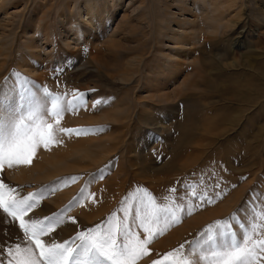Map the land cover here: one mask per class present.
Instances as JSON below:
<instances>
[{
  "label": "rangeland",
  "instance_id": "374dc122",
  "mask_svg": "<svg viewBox=\"0 0 264 264\" xmlns=\"http://www.w3.org/2000/svg\"><path fill=\"white\" fill-rule=\"evenodd\" d=\"M84 1L0 0V89L16 93L32 88L42 95L46 87L53 93L67 94L69 99L78 90L87 94L86 108L65 113L60 127L104 129L79 137L60 135L63 143L44 150L41 158L51 161H57L65 150L64 169L70 162L67 166L74 165V170L52 171L51 176L48 172L53 167L39 159L42 175L33 174L29 180L27 174L21 183L13 179L19 166L0 170V179L21 196L45 194L30 213L38 219L68 206L90 174L104 169V179H97L89 189L97 202L89 198L73 206L65 216L75 217L77 222L65 219L45 242L62 243L80 231L107 227L113 213L111 223L115 228L123 219L122 206L133 203L129 200L123 204L125 197L139 194L140 188H146L164 204L171 202L169 189L173 187L177 195H183L184 184L203 190V181L212 192L211 185L219 181L223 198L193 208L192 214L183 216L148 246L151 255L138 264L161 259L233 214L246 226L248 236L259 243V233L264 230V108L258 109V104L249 108L239 100L223 99L207 91L204 85L209 80L223 89L227 84L216 79L214 73L201 78L200 71L211 66L199 67L196 60L201 56L206 62L212 59L219 71L224 64L226 73L246 71L239 65L246 56L260 59L256 64L264 60V44L250 52L260 45L256 37L259 27L253 19L264 23V3L239 0L236 13L223 12V18L238 23L233 31L228 29L230 35L224 41L206 31L200 19L203 11L196 12L192 0H185L182 7L187 11L181 12L173 0H100L88 21ZM175 17L185 25L174 24ZM193 21L198 23L195 33L189 30ZM75 26L79 39L74 35ZM237 27L246 28L240 42L234 40L237 35L231 36ZM212 44L215 49L209 54ZM24 59H29L35 69L26 68ZM96 101L101 103L93 107ZM115 111H119L117 118L112 116ZM223 118L226 121L221 122ZM45 172L50 177L43 178ZM70 176L83 179L63 186L62 180ZM134 218L133 210L130 219ZM9 223L8 229L4 224V233L16 231V239L7 244L1 231L0 255L5 246L24 238L19 222ZM240 224L231 222L238 238L242 236Z\"/></svg>",
  "mask_w": 264,
  "mask_h": 264
},
{
  "label": "snow or ice",
  "instance_id": "6c2138e0",
  "mask_svg": "<svg viewBox=\"0 0 264 264\" xmlns=\"http://www.w3.org/2000/svg\"><path fill=\"white\" fill-rule=\"evenodd\" d=\"M42 93L38 95L32 88L16 93L0 89V170L30 165L39 149L50 150L63 143L60 135L79 137L104 131L103 128L60 127L65 113L86 108L87 94L77 90L69 99L67 94L62 96L46 87L42 88ZM100 103L94 102L93 107ZM103 172L104 169H100L96 174H90L80 192L64 209L38 219H33L30 213L45 198V194L28 193L21 196L0 179V210L6 214L9 222H19L24 237L5 246L0 255V264H138V261L151 255L148 246L179 223L183 216L192 214L193 208L199 205L211 204L217 198H223L225 194L219 181L211 185L212 192L201 181L203 190H196L194 184H184L183 195H177V188L173 187L169 189L173 194L171 202L160 204L149 190L140 188L139 194L129 193L125 197L123 204H128L129 200L133 203L128 207L122 206L123 219L115 228L111 223L115 217L113 213L108 218L107 227L100 225L80 231L62 243H46L42 237L49 236L65 219L77 222L75 217L65 216L73 206L81 205L89 198L91 202H97L95 193L89 189L97 179H104ZM81 179L82 176H70L61 183L70 186ZM5 188L7 191H4ZM57 190L59 186L53 189V193ZM133 210L135 218L130 219ZM261 211L264 212V209ZM255 218L253 215V220ZM231 222L240 224L235 214L227 220L217 221L196 239L185 241L178 248L165 253L161 259L152 260L151 264H202V261L204 264H257L258 261L264 264V230L259 233L257 243L256 239L248 236L243 224H240L242 236L238 238Z\"/></svg>",
  "mask_w": 264,
  "mask_h": 264
},
{
  "label": "bare ground",
  "instance_id": "6f19581e",
  "mask_svg": "<svg viewBox=\"0 0 264 264\" xmlns=\"http://www.w3.org/2000/svg\"><path fill=\"white\" fill-rule=\"evenodd\" d=\"M192 1H193V5L195 6V11L196 12L199 11V10L203 11V16H202V18L200 17V19L203 21L204 25L207 26L206 31L210 32L211 34H214L215 36L219 35V37L221 39L223 38L224 41H225V39H227V36L230 35V33L227 34L228 31H229L228 29L230 28L233 31V27L235 26V28H236V25L238 23L237 24H232V22L230 23L227 20V18H225V17L224 18H225V20H227L226 21L227 23H224L225 20L223 18V16H224L223 12L226 13L227 11H230V14H231L236 9L235 7L236 6L238 7V1L239 0H223L222 3H221L220 0H192ZM100 2H101L100 0H85L84 1V6L86 8V17H87L86 21H88V18H91V14L93 12V9L95 7H97ZM173 2L178 5V9H179L180 12L181 11H187L186 8L182 7L185 4V0H173ZM260 2L263 4L264 0H260ZM222 8H225V11H222ZM238 10H239V8H238ZM230 14H227V15L230 16ZM233 16H235V15H233ZM236 17H239V13H238V16H236ZM229 20H231V19H229ZM184 22L185 21H180L179 17H175L173 23L176 24V25H181V24L185 25ZM71 23H73V22H71ZM190 24H191L192 27L190 26L191 29H189V30L191 32H194L195 25H198V23L196 22V24H195V22L193 21ZM253 24L259 27L258 34H257L256 37L259 40L260 45L259 46L258 45L255 46L254 49H252L250 52L257 51L256 49H260L262 47L261 45L264 44V40H263V37H264V23H261V21H259V20L253 19ZM245 27H237L236 31H234L231 34V36H236L237 35L236 39H234V40L239 41V38H241L243 36V30L246 29ZM250 27H252V26H250ZM250 27H247V28H249L251 30ZM220 29H221V32H220ZM261 30H263L262 36H261ZM253 31H254V29H253ZM185 32L183 33V30H182L183 34H185ZM244 32H245V30H244ZM74 35H75L76 39H79L80 35H79V31L76 28V26H75V34ZM222 35H224V36H222ZM191 36H193V34H191ZM232 40H233V38H232ZM184 45H185L184 41H182L180 46L183 47ZM209 45H211V44H209ZM234 45H236V43ZM205 46L207 47V45H205ZM208 47L210 49V52H209V54H210L211 50L215 49V46H213V44H212V47L211 46H208ZM260 52H262V49L260 50ZM245 56H246V54H245ZM243 57H244V54H243ZM203 58H206V57L205 56H201L200 59L196 60L198 62L199 67L203 66V64H209L211 66L210 67L211 69L207 68L206 70H204L203 69L204 67H203L202 69L204 71H200V73L202 72L201 73L202 74L201 78L204 79L206 75L214 73L215 76H216V79H217V77H219V78L222 79L223 82L225 81L226 84H227V87L225 86L226 88L223 89V88H220V87L216 86L217 84L216 83L214 84L213 81L210 82V80H209V81H207L209 83H205V85H204L207 91H209L211 93L212 92L213 93H217L223 99H227V100L235 99L237 101L239 100L240 102H243V104H245L249 108L252 107V106H255L257 104H258V106H257L258 109L261 110L262 108H264V60H262L258 64H256V62L259 61L260 59H255L254 57L249 58V56H248V58H247V56L244 57L243 59H245V60L241 59L239 65H242V69H245L247 72H249V74H251V75H249V74H244V72H246L244 70H241V72H239L240 70H238L237 72L232 71V72L226 73L227 72V66L224 65V64H223L224 67H222V65H220V67L222 68L223 72L221 71V68H220V71H219V69L217 67V64H214L213 63L214 61H211L212 59L209 60L208 62H206L205 59H203ZM209 58H210V56H209ZM262 59H263V57H262ZM28 60L24 59L25 67L34 70L35 68L33 67V64L30 61H28ZM230 73H233V74H230ZM197 74H198V71H197ZM211 78H213V77H211ZM218 81H219V79H218ZM240 90H242V92ZM262 111H264V110H262ZM117 112H119V111H115L114 113H112V116L114 118H117L116 117ZM224 118H226V120H227V117H224ZM224 118L221 120V122L226 121ZM103 121H110V120L103 118ZM208 121L211 122L212 119H208ZM112 122H115V121H112ZM61 147L62 146H60L59 148H61ZM44 150L45 149H42V148L38 150L36 156L33 159V160H35V163H32L30 165H21V166H19L20 168L19 167L17 168L18 170L15 169V171L13 173L14 181H16V182L20 181V183L21 182H25L26 181L25 175H27V174L29 176V180L31 178L33 179V177H34L33 174H35L36 177L38 175H42V173L44 172V169H42V165H41V162H39V159H44V158H41V157L44 156V153H45ZM64 151L62 152V155L57 159V161H51V160L44 159L45 164L47 166L53 167L52 168L53 170H49V172H48L50 175H51L52 171L53 172H59V171L62 170V172H63V171H67V169L68 170H72L74 168V165L67 166L70 163L69 162L68 164L65 163L66 164V169H64L65 167L63 166L64 165L63 162L65 161V158H66L65 155L67 154L66 151H65V154H64ZM83 151L86 153V150H83ZM80 152H82V151H80ZM61 166H63V167H61ZM45 174H46V172H45ZM49 174L43 175V178L50 177ZM53 174H55V173H53ZM4 224L6 225L5 229H8V227H9L8 224H10V223L8 222V218L5 217V214L1 210L0 211V232L1 231L3 232L2 237L4 238L6 243L10 244V242L12 243V240L15 241V239H16L15 235H17L16 234L17 232L14 231V233H8V232L4 233V229H3L4 228L3 227ZM43 239H44V241H48L50 239V235L44 237Z\"/></svg>",
  "mask_w": 264,
  "mask_h": 264
}]
</instances>
